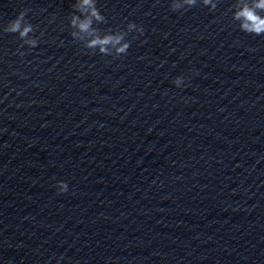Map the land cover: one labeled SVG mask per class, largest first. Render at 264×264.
Here are the masks:
<instances>
[{
  "label": "clouds",
  "instance_id": "obj_1",
  "mask_svg": "<svg viewBox=\"0 0 264 264\" xmlns=\"http://www.w3.org/2000/svg\"><path fill=\"white\" fill-rule=\"evenodd\" d=\"M197 3L198 0H171L170 8L173 12H182L197 6ZM203 4L210 5V10H214L216 8V4L213 3L212 0H203ZM78 7L81 11L88 9L90 14L83 20H80L77 16H73L71 24L73 27L79 29V34L92 37L87 41L86 48H99V52L102 55L117 57L126 55L131 43L126 39L128 34L133 31L139 33L140 35L144 34L143 27L138 26L133 22H129L126 29L119 30L114 34H107L103 38H100L99 36L94 35L96 30L91 26L93 20L97 22H104L105 17L95 6L94 0H81ZM255 9L264 10V0H258V2L254 4V7H248L245 5L241 10L236 12L234 18L242 22L241 29L245 33L256 36L264 35V17L258 15ZM27 11V9L20 11L13 20L8 22V24L3 28V31L6 33H19L21 38L28 37L29 33L34 31V27L31 23L26 22ZM79 34L77 32H73L72 37L83 39L84 37ZM26 43L34 48L37 46L38 41L36 39H28L26 40ZM20 55L23 56L24 53H20ZM172 83L176 87H181L184 83V77L177 76ZM57 189L59 193L67 192L68 185L64 181H58Z\"/></svg>",
  "mask_w": 264,
  "mask_h": 264
}]
</instances>
